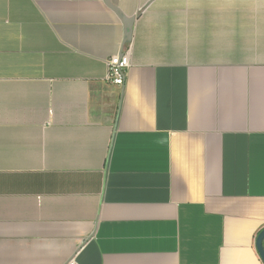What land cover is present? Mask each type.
<instances>
[{
	"label": "crops",
	"instance_id": "0c3cea01",
	"mask_svg": "<svg viewBox=\"0 0 264 264\" xmlns=\"http://www.w3.org/2000/svg\"><path fill=\"white\" fill-rule=\"evenodd\" d=\"M111 1L0 0V264H264V0Z\"/></svg>",
	"mask_w": 264,
	"mask_h": 264
},
{
	"label": "built area",
	"instance_id": "2783aa9c",
	"mask_svg": "<svg viewBox=\"0 0 264 264\" xmlns=\"http://www.w3.org/2000/svg\"><path fill=\"white\" fill-rule=\"evenodd\" d=\"M132 47L124 43L119 54L112 56L108 60L107 81L114 84L124 85L127 77V72L131 66ZM67 264H80L75 257L71 258Z\"/></svg>",
	"mask_w": 264,
	"mask_h": 264
},
{
	"label": "water",
	"instance_id": "95a60500",
	"mask_svg": "<svg viewBox=\"0 0 264 264\" xmlns=\"http://www.w3.org/2000/svg\"><path fill=\"white\" fill-rule=\"evenodd\" d=\"M107 4L111 6L113 9L119 11V8L112 3L111 0H106ZM138 14L135 16H122V19L125 24L126 32H125V42H129L132 40L133 35V26ZM258 252L264 262V229L259 233L256 241Z\"/></svg>",
	"mask_w": 264,
	"mask_h": 264
}]
</instances>
